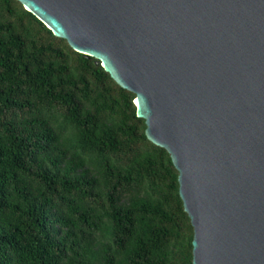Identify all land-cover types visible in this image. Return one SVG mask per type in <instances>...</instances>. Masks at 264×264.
I'll list each match as a JSON object with an SVG mask.
<instances>
[{"label":"trees","instance_id":"obj_1","mask_svg":"<svg viewBox=\"0 0 264 264\" xmlns=\"http://www.w3.org/2000/svg\"><path fill=\"white\" fill-rule=\"evenodd\" d=\"M134 99L0 0V264H193L178 170Z\"/></svg>","mask_w":264,"mask_h":264},{"label":"water","instance_id":"obj_2","mask_svg":"<svg viewBox=\"0 0 264 264\" xmlns=\"http://www.w3.org/2000/svg\"><path fill=\"white\" fill-rule=\"evenodd\" d=\"M135 93L178 170L193 264H264V0H19Z\"/></svg>","mask_w":264,"mask_h":264}]
</instances>
